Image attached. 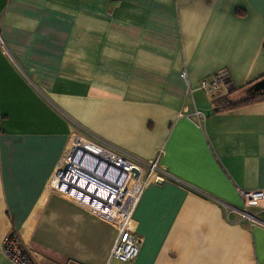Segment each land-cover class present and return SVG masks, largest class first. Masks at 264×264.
<instances>
[{"label":"crops","instance_id":"1","mask_svg":"<svg viewBox=\"0 0 264 264\" xmlns=\"http://www.w3.org/2000/svg\"><path fill=\"white\" fill-rule=\"evenodd\" d=\"M261 77L264 0H0V246L14 231L32 264H264V201L255 223L239 212L264 190V95L240 96ZM76 136L169 174L134 206L132 261L49 187Z\"/></svg>","mask_w":264,"mask_h":264},{"label":"built area","instance_id":"2","mask_svg":"<svg viewBox=\"0 0 264 264\" xmlns=\"http://www.w3.org/2000/svg\"><path fill=\"white\" fill-rule=\"evenodd\" d=\"M182 77L185 78V73H182ZM220 83L221 77L218 75L211 81H202L200 85L207 92L214 93ZM194 115L200 118V112L194 111ZM76 152L90 154L101 164L100 172L108 177L104 181L102 191H96L92 201H83L81 196L68 193L63 188L67 183H64L61 176L64 173L70 174L69 167L73 163H75L73 166H77ZM63 163L65 166L60 169ZM168 176L167 171L159 164L158 155L149 160H140L110 145L98 143L85 136H76L52 176L50 185L110 223L116 230L110 257L127 262L138 255L140 247V237L135 232L132 212L141 191L149 181L163 180ZM241 197L243 205L239 210L241 218L247 219L251 224L255 223L257 221L255 213H251L249 209L264 201V190L243 191ZM0 250L13 264H32L19 235L14 231L4 237Z\"/></svg>","mask_w":264,"mask_h":264},{"label":"bare ground","instance_id":"3","mask_svg":"<svg viewBox=\"0 0 264 264\" xmlns=\"http://www.w3.org/2000/svg\"><path fill=\"white\" fill-rule=\"evenodd\" d=\"M76 158L75 162L77 166H73L75 163L72 162L73 164L69 167L71 175L64 173L61 177L64 179V183H68L67 187L71 191H74V195L80 193L83 201H92L95 192L102 191L104 181L108 177L106 174L100 172L102 169L101 165L94 167L89 163L88 159L92 158L90 154H78ZM73 175L76 177L74 178Z\"/></svg>","mask_w":264,"mask_h":264},{"label":"water","instance_id":"4","mask_svg":"<svg viewBox=\"0 0 264 264\" xmlns=\"http://www.w3.org/2000/svg\"><path fill=\"white\" fill-rule=\"evenodd\" d=\"M262 95H264V77L259 78L258 80L254 81L253 83H251L250 85H248L247 87H245L244 89L240 91V96L244 99H253L257 96H262ZM76 154L78 157V154H84V152H76ZM88 161L94 167H96V165H99V166L101 165L98 163L97 160L93 158L88 159ZM67 186H68V183L63 187L65 191L74 195V191H71L69 187ZM75 195L81 196L80 193L75 194Z\"/></svg>","mask_w":264,"mask_h":264},{"label":"trees","instance_id":"5","mask_svg":"<svg viewBox=\"0 0 264 264\" xmlns=\"http://www.w3.org/2000/svg\"><path fill=\"white\" fill-rule=\"evenodd\" d=\"M236 90V88H233L231 91H235ZM215 102V101H214ZM244 102H246V100H241V101H238V102H236V103H232V102H230V101H227L226 103H225V107H232V106H235V105H237V104H239V103H244Z\"/></svg>","mask_w":264,"mask_h":264},{"label":"rangeland","instance_id":"6","mask_svg":"<svg viewBox=\"0 0 264 264\" xmlns=\"http://www.w3.org/2000/svg\"><path fill=\"white\" fill-rule=\"evenodd\" d=\"M65 166V164L63 163V165L61 166V168L60 169H62L63 167ZM72 182H73V180H72ZM50 188H53L51 185L49 186ZM62 192V191H61ZM62 193H64V192H62ZM65 194V193H64Z\"/></svg>","mask_w":264,"mask_h":264}]
</instances>
